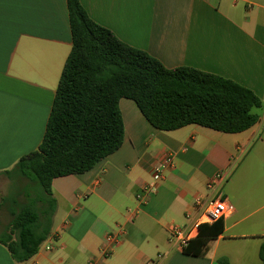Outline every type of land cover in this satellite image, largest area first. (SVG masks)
<instances>
[{"label": "crops", "instance_id": "1", "mask_svg": "<svg viewBox=\"0 0 264 264\" xmlns=\"http://www.w3.org/2000/svg\"><path fill=\"white\" fill-rule=\"evenodd\" d=\"M88 16L122 42L165 67L188 66L252 90L262 105L247 130L225 133L198 124L159 130L136 103L119 100L121 146L80 174L51 182L56 201L50 231L29 259L13 260L0 243V264H261L264 240V0H80ZM71 49L66 0H0V235L10 216L1 205L3 171L42 141L58 80ZM165 153L172 165L154 181ZM220 170L233 178V213L204 256L186 255L169 240V225L194 216L196 195L209 196ZM151 187L146 201L136 198ZM224 184L222 186V189ZM120 241L107 257V233ZM222 240H227L219 250Z\"/></svg>", "mask_w": 264, "mask_h": 264}, {"label": "trees", "instance_id": "2", "mask_svg": "<svg viewBox=\"0 0 264 264\" xmlns=\"http://www.w3.org/2000/svg\"><path fill=\"white\" fill-rule=\"evenodd\" d=\"M66 3L71 49L42 141L3 171L11 191L1 198V205L10 219L0 243L17 262L32 257L49 234L56 208L52 180L84 173L121 146V98L133 100L153 127L165 131L198 124L242 132L257 122L253 109L262 105L252 90L231 79L188 66L165 67L93 21L80 0ZM223 227V219L201 224L182 252L204 256ZM258 256L264 264V240ZM217 264L231 263L222 256Z\"/></svg>", "mask_w": 264, "mask_h": 264}, {"label": "built area", "instance_id": "3", "mask_svg": "<svg viewBox=\"0 0 264 264\" xmlns=\"http://www.w3.org/2000/svg\"><path fill=\"white\" fill-rule=\"evenodd\" d=\"M173 163V157L170 153H165L162 160L154 167L152 177L154 181L162 179L163 172ZM229 176L228 170L218 171L207 183V188L212 191L209 196L196 195L193 200L194 216L186 215L189 222L185 225L170 224L169 240L179 249H183L188 241L194 238L201 224H210L216 220L224 219L230 216L233 211V205L224 197L222 186ZM151 187L145 186L136 194V198L141 203L146 201V196ZM120 238L117 233L109 232L104 237L103 245L100 249L102 257H107L111 250L119 243ZM88 264H99L96 260H91ZM146 264H154L148 261Z\"/></svg>", "mask_w": 264, "mask_h": 264}, {"label": "rangeland", "instance_id": "4", "mask_svg": "<svg viewBox=\"0 0 264 264\" xmlns=\"http://www.w3.org/2000/svg\"><path fill=\"white\" fill-rule=\"evenodd\" d=\"M227 179H228V178H227ZM232 183H233V178L230 179V180H226V181H225V183H224V187H223V189H222V192H223L224 194L229 195V192H230V190H231ZM10 191H11V189L8 188V190H7L6 193L9 194ZM9 216H10V215H9ZM225 242H227V240H222V241L220 242V244H219V250H220V248L222 247V244H224ZM221 257H222V256H221Z\"/></svg>", "mask_w": 264, "mask_h": 264}]
</instances>
